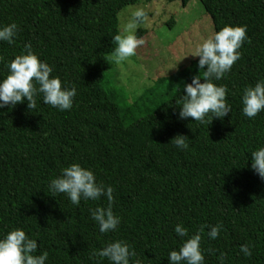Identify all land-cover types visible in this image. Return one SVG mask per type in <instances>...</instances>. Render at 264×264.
I'll list each match as a JSON object with an SVG mask.
<instances>
[{"label": "trees", "instance_id": "16d2710c", "mask_svg": "<svg viewBox=\"0 0 264 264\" xmlns=\"http://www.w3.org/2000/svg\"><path fill=\"white\" fill-rule=\"evenodd\" d=\"M138 1L0 0V25L18 26L11 44L0 41V78L29 43L51 76L76 88L64 111L40 96L34 109L26 101L0 109V236L23 229L37 242L35 254L48 253L45 264H110L90 254L115 240L134 251L130 264H169L168 252L187 238L173 231L179 223L189 236L205 226V264H218L221 253L224 264H264V181L249 158L264 145V111L251 119L241 111L243 89L264 79V0H198L214 31L226 24L247 29L240 58L214 81L226 87L231 111L209 124L177 118L175 102L191 80L180 77L197 71L198 57L140 94L110 74L119 13ZM177 134L187 137V149L170 143ZM72 163L113 188L115 231L100 233L89 215L107 207L104 197L73 205L64 194H49L50 180ZM217 223L222 231L209 239L208 226ZM242 244L251 245L250 256Z\"/></svg>", "mask_w": 264, "mask_h": 264}, {"label": "clouds", "instance_id": "9594fccd", "mask_svg": "<svg viewBox=\"0 0 264 264\" xmlns=\"http://www.w3.org/2000/svg\"><path fill=\"white\" fill-rule=\"evenodd\" d=\"M145 21L146 13L142 8L131 11L118 34L111 37L115 47L107 60L118 66L136 55V49L145 43L143 38L136 35V30ZM17 31L15 22L0 25V41L11 44ZM246 31L245 25L226 24L207 35L188 53L198 57L197 68L203 69V72L193 75L190 82L183 84V94L179 102H175L179 106L178 119L191 118L200 124H209L213 118H223L231 111L225 99L226 87L214 81L221 80L240 58L238 49L247 39ZM6 67L7 75L0 78V109L24 101L28 109H34L37 96H40L42 103L61 111L72 107L76 88L67 84L62 86L59 77L51 76L52 68L32 51L29 43L25 44L24 50L8 62ZM241 105L242 114L250 119L264 111V79L257 80L254 85L243 89ZM186 138L177 134L171 138L170 143L178 150H185L188 148ZM249 158L251 169L264 181V145L252 150ZM48 190L54 197L56 194H64L73 205H78L81 200L96 201L104 197L108 202L107 207L90 208L91 220L102 234L117 229L120 217L113 213L111 207L113 188L97 182L90 169L72 163L50 180ZM204 227L201 226L200 230L189 236L184 226L179 223L174 226L173 231L177 236L187 238L183 239L178 249L168 252L169 264H205L200 247ZM208 227L209 239H216L222 231V225L219 223ZM36 250V240L26 235L21 228L10 229L0 236V264H45L48 253L45 251L37 255ZM240 252L245 257L250 256L251 245L242 244ZM134 255V251L125 241L115 240L101 249H94L90 259L98 257L106 258L110 264H130V258ZM132 264H140V261L137 259L132 261ZM218 264H224L223 253L218 257Z\"/></svg>", "mask_w": 264, "mask_h": 264}, {"label": "rangeland", "instance_id": "374dc122", "mask_svg": "<svg viewBox=\"0 0 264 264\" xmlns=\"http://www.w3.org/2000/svg\"><path fill=\"white\" fill-rule=\"evenodd\" d=\"M136 8H142L146 13L145 23L136 30V35L140 28L144 30L138 37L143 38L145 43L127 62L118 66L112 64L109 72L114 76L118 73L120 84L128 91L140 94L158 77L189 66L196 57L188 53L214 29L210 16L198 0H190L186 6L181 0H139L119 13L120 29ZM199 72L202 74L203 70L187 72L180 78L187 82ZM177 85L181 87V84ZM130 92V97H133Z\"/></svg>", "mask_w": 264, "mask_h": 264}]
</instances>
